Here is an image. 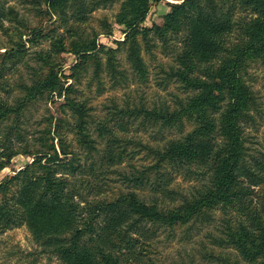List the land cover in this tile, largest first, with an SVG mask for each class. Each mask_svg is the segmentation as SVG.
<instances>
[{
  "label": "rangeland",
  "instance_id": "obj_1",
  "mask_svg": "<svg viewBox=\"0 0 264 264\" xmlns=\"http://www.w3.org/2000/svg\"><path fill=\"white\" fill-rule=\"evenodd\" d=\"M46 1L0 0V102L16 105L27 88L51 69L63 87L60 96L46 91L0 120V182L25 168L31 176L42 174L47 158L57 152L61 160L49 164L55 176H65L79 192L74 198L81 206L85 203L80 194L86 204H96L128 192L161 211L180 206L208 179V171L179 166L162 156L169 141L196 125L184 118L174 126H160L138 111L173 110L177 100L194 94L174 76L181 44L171 34L166 42L152 33L145 41L140 35L125 36L126 28L116 17L124 0H66L54 9ZM181 1L149 0L141 26L161 23L169 4ZM215 1L234 19L252 15L251 8L238 2ZM92 39L100 45L97 49L86 55L75 52ZM239 74L250 92L240 118L246 149L241 161L244 176L239 179L248 188L244 200L249 209L259 211L263 221L264 67L258 58H250ZM70 102L83 105L84 117L71 109ZM215 140L223 142L220 136ZM18 184L19 180L8 184V192L0 193V204L8 201L14 208ZM103 216L98 217L100 225ZM235 217L236 207L227 205L223 210L216 205L178 224L125 223L113 236L119 246L115 255L121 264L264 262V257L248 261L224 242L227 223L234 226ZM258 235L255 230L252 239ZM0 264L62 262L32 237L26 225H19L0 227Z\"/></svg>",
  "mask_w": 264,
  "mask_h": 264
},
{
  "label": "trees",
  "instance_id": "obj_2",
  "mask_svg": "<svg viewBox=\"0 0 264 264\" xmlns=\"http://www.w3.org/2000/svg\"><path fill=\"white\" fill-rule=\"evenodd\" d=\"M65 1L47 0L46 3L54 9ZM148 1L124 0L117 21L125 26V36L131 39L140 35L145 41L152 33L166 42L168 35H175L181 46L176 54L178 65L174 76L194 94L184 101L177 100L173 110L141 108L137 111L160 126H174L184 118H191L196 126L169 141L162 158L179 166L204 167L202 173L208 171V179L190 199L167 211L159 210L156 204L144 203L135 192L96 204H86L80 194L85 203L81 206L80 200L74 198L79 197V192L70 186L65 176H55L56 171L49 164L61 160L60 153L55 152L47 158L42 174L31 176L25 168L0 182V193L4 194L8 192L9 183L19 180L13 197V207L18 209L10 207L8 201L0 204V227L26 225L32 237L53 252L62 264H121L115 255L119 246L113 236L120 233L118 228L125 223L133 226L148 220L178 224L205 208L220 205L226 210L227 205H231L236 207L235 225L227 223L224 242L231 244L248 261L264 257V220L261 221L259 211L249 209L248 201L244 200L248 188L239 179L244 176L241 161L246 149L240 118L250 100L249 89L239 73L250 58H258L264 67V0H232L252 10L251 16L240 19H234L229 11L219 8L215 0H182L169 4L170 9L162 16L161 23L146 27L141 25ZM99 46L96 39L83 41L75 52L86 55ZM46 91L59 96L63 92L57 72L52 69L28 87L16 105L0 102V120L10 113L20 112L27 101ZM69 106L84 117L82 104L70 102ZM218 136L223 139L220 145L215 143ZM61 154L66 151L61 149ZM101 213L104 214L103 225L98 222ZM255 230L259 232L258 239H252Z\"/></svg>",
  "mask_w": 264,
  "mask_h": 264
}]
</instances>
